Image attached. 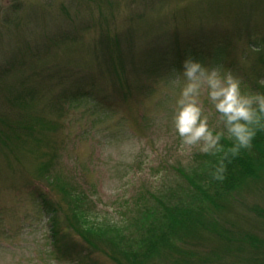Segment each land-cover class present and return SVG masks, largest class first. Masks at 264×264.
Segmentation results:
<instances>
[{
	"label": "rangeland",
	"instance_id": "374dc122",
	"mask_svg": "<svg viewBox=\"0 0 264 264\" xmlns=\"http://www.w3.org/2000/svg\"><path fill=\"white\" fill-rule=\"evenodd\" d=\"M262 38L264 0H0V137L22 138L0 140V264H115L90 253L71 218L54 229L39 210L37 197L48 193L34 176L39 165L60 179L74 216L115 242H132L158 220V204L193 199L186 176L204 153L182 148L173 127L182 86L173 83L174 70L181 67L155 62L165 51L174 57L171 42L180 39L192 45L184 58L222 65L241 79L242 91L254 92L264 84ZM18 114L40 118L32 135L23 132L35 122L29 117L16 134L5 130L18 125ZM263 198L241 201L263 205ZM230 200L235 212L216 221L248 228L245 203ZM210 245L187 246L190 257L180 263L157 256L148 264H246L224 245L213 252ZM249 264H264V255Z\"/></svg>",
	"mask_w": 264,
	"mask_h": 264
},
{
	"label": "trees",
	"instance_id": "16d2710c",
	"mask_svg": "<svg viewBox=\"0 0 264 264\" xmlns=\"http://www.w3.org/2000/svg\"><path fill=\"white\" fill-rule=\"evenodd\" d=\"M257 45V51H263L264 38ZM191 46L189 43H181L180 39H174L171 42L170 49L175 50L176 55L174 54L173 57L165 51L160 54L155 64L159 62L161 66L177 65L181 67L182 61L185 59L183 52L185 53L187 48ZM220 55H223L222 52L218 54L219 59H221ZM120 58H122V55L118 54L116 59L120 60ZM157 65L156 67H158ZM253 90L254 92L264 93V84L255 83ZM85 94L87 93L82 94V97ZM18 115L19 118L14 119V122H12L18 125H9L11 128L7 127L9 130L6 128L5 130L16 134L23 129L19 125L20 121L29 117L30 122L32 119L35 122H31L28 127L24 128L23 132L32 135L34 125L38 123L37 120L40 118L37 119L31 115L29 116V114H26L27 117ZM47 123L51 122L48 121ZM45 125L40 124L41 127ZM4 136L6 140L13 142L22 140L20 135L12 136L8 133ZM5 139L3 136L0 137V140L7 143ZM221 143L225 147H230L233 141L225 137ZM198 158L201 159L200 162L198 161L192 173L186 176L188 188L193 191V199L190 197L187 201H183L180 198L179 202L173 205L158 204L159 219L147 222L146 226L140 228L137 236L130 237L132 242L123 240L115 242L107 233H103L98 227H94L95 225H89L85 218L80 217L79 219L77 215L74 216L77 210L74 207L75 204L72 207L70 202L67 204L65 198L67 191L60 185L59 178H54L45 173L48 169L45 164L38 166L34 176L37 181L45 182L43 185L47 188L48 193L39 194L36 205L40 211L46 213L52 219L54 229L58 227V224H61V220L65 217L67 219L71 218L67 221L74 225L78 235L89 245L91 248L90 253H102L111 258L115 264H148L157 256L173 258L174 262L180 263L185 261V258L190 257L188 255L191 252L186 247L195 245L198 242L200 244L214 242L215 245H210L212 252L215 250L216 244L219 246L224 245L225 252H235L239 260H244V263L257 262L261 255H264V238L257 232L260 227L261 229L262 226L264 228V204H250L246 200H241L246 195L252 196L264 192V130L257 132L251 149H242L238 156L230 158V162L225 161L227 170L223 181L215 180L212 176L219 155L203 154L198 155ZM49 192L58 194L59 198L61 197L62 205L54 202ZM236 195L238 201L245 203L242 207L245 211L242 214L245 217L243 222L246 223L248 228L242 226L240 220H233L230 222V226L226 227L215 219L216 216L225 214L232 216L235 210L230 199ZM63 203L68 206L69 210L65 211L63 209ZM54 234L57 238L61 237L60 230H54ZM54 244L58 251L62 250L59 244L56 242ZM194 255L195 257L198 256L196 253Z\"/></svg>",
	"mask_w": 264,
	"mask_h": 264
},
{
	"label": "clouds",
	"instance_id": "9594fccd",
	"mask_svg": "<svg viewBox=\"0 0 264 264\" xmlns=\"http://www.w3.org/2000/svg\"><path fill=\"white\" fill-rule=\"evenodd\" d=\"M174 84L181 85L172 117L181 146L206 155H219L212 176L225 179L226 164L242 149H251L258 131L264 130V93L242 91L241 79L222 65H205L191 55L174 70ZM205 101L216 115L219 129L210 125ZM227 137L233 143H221Z\"/></svg>",
	"mask_w": 264,
	"mask_h": 264
}]
</instances>
